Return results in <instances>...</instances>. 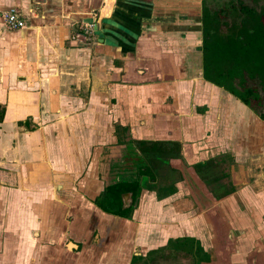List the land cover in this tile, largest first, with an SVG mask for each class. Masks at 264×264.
I'll return each mask as SVG.
<instances>
[{"label": "crops", "instance_id": "1", "mask_svg": "<svg viewBox=\"0 0 264 264\" xmlns=\"http://www.w3.org/2000/svg\"><path fill=\"white\" fill-rule=\"evenodd\" d=\"M203 1L0 0V264H264V121L203 79Z\"/></svg>", "mask_w": 264, "mask_h": 264}, {"label": "trees", "instance_id": "2", "mask_svg": "<svg viewBox=\"0 0 264 264\" xmlns=\"http://www.w3.org/2000/svg\"><path fill=\"white\" fill-rule=\"evenodd\" d=\"M201 35L203 79L233 95L264 121V0L261 6L258 0H249V3L247 0H227L213 7L204 0ZM2 116L0 111V120ZM140 145L147 164L142 173L151 179L161 163L163 155L160 154L166 151L172 157L179 151L177 144L170 148H166L164 143L142 142ZM144 188L155 191L158 200L175 192L173 186L159 188L146 185ZM113 190L110 197L118 206L114 213L124 215L127 210L122 208L121 195L127 189Z\"/></svg>", "mask_w": 264, "mask_h": 264}, {"label": "built area", "instance_id": "3", "mask_svg": "<svg viewBox=\"0 0 264 264\" xmlns=\"http://www.w3.org/2000/svg\"><path fill=\"white\" fill-rule=\"evenodd\" d=\"M1 19L4 27L8 30L24 29L27 26L25 17L14 9L1 13Z\"/></svg>", "mask_w": 264, "mask_h": 264}, {"label": "water", "instance_id": "4", "mask_svg": "<svg viewBox=\"0 0 264 264\" xmlns=\"http://www.w3.org/2000/svg\"><path fill=\"white\" fill-rule=\"evenodd\" d=\"M90 23V22H89ZM132 198H131V193H129V192H126V193H123L122 195H121V201H122V208L123 209H128L129 208V206H130V204H128V202L129 203H131L132 202V200H131ZM222 201H224V199H222V200H219V201H213V202H211L213 205V208L211 209V212H213L214 210H215V208L218 206V204H220ZM211 221H212V225H213V227H214V229L215 228H217L218 227V223H217V221L215 220V216L213 215V216H211ZM233 236V234L230 236V237H232ZM214 237H215V235H214ZM213 237V238H214ZM216 238L218 239V242H220V240H221V235H218L217 234V236H216ZM234 241L231 239V243H233Z\"/></svg>", "mask_w": 264, "mask_h": 264}, {"label": "flooded vegetation", "instance_id": "5", "mask_svg": "<svg viewBox=\"0 0 264 264\" xmlns=\"http://www.w3.org/2000/svg\"><path fill=\"white\" fill-rule=\"evenodd\" d=\"M198 170V173H203L204 175L209 173V170L208 168L205 167V169H203V167H200L197 169ZM162 172L163 171H159L157 168H155L154 170V180L150 178V176L148 177L147 175V178L145 180V183L147 186L151 185L152 187L156 186L157 184H159L160 182V179L162 177ZM145 177H146V174H145ZM143 178V177H142ZM166 180L168 181V177H166ZM143 183V182H142Z\"/></svg>", "mask_w": 264, "mask_h": 264}, {"label": "rangeland", "instance_id": "6", "mask_svg": "<svg viewBox=\"0 0 264 264\" xmlns=\"http://www.w3.org/2000/svg\"><path fill=\"white\" fill-rule=\"evenodd\" d=\"M216 5V4H215ZM218 173H220L219 171H215L214 170V172H211V176H212V174H218ZM165 176H168L169 178H172V175H168V174H164ZM187 210V209H186ZM186 210L184 209V211L186 212ZM170 243V242H169ZM180 243H181V245H183V246H185V247H191L192 248V246L194 245V242H192V239H189L188 240V238L187 239H183V240H181L180 241ZM197 258V257H196Z\"/></svg>", "mask_w": 264, "mask_h": 264}]
</instances>
